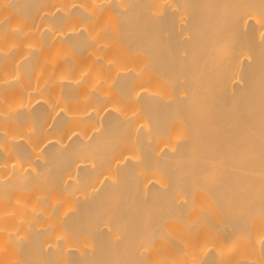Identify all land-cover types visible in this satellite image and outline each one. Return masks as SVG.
I'll return each mask as SVG.
<instances>
[{
	"label": "bare ground",
	"instance_id": "1",
	"mask_svg": "<svg viewBox=\"0 0 264 264\" xmlns=\"http://www.w3.org/2000/svg\"><path fill=\"white\" fill-rule=\"evenodd\" d=\"M0 264H264V0H0Z\"/></svg>",
	"mask_w": 264,
	"mask_h": 264
}]
</instances>
